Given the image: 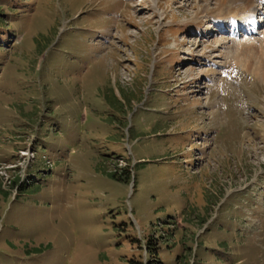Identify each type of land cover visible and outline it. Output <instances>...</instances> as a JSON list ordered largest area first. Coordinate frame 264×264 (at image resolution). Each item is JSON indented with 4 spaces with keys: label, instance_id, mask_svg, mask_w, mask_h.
<instances>
[{
    "label": "rangeland",
    "instance_id": "rangeland-1",
    "mask_svg": "<svg viewBox=\"0 0 264 264\" xmlns=\"http://www.w3.org/2000/svg\"><path fill=\"white\" fill-rule=\"evenodd\" d=\"M8 2L0 264H144L150 239L161 257L183 241L197 264H264V24L206 31L248 6Z\"/></svg>",
    "mask_w": 264,
    "mask_h": 264
},
{
    "label": "trees",
    "instance_id": "trees-1",
    "mask_svg": "<svg viewBox=\"0 0 264 264\" xmlns=\"http://www.w3.org/2000/svg\"><path fill=\"white\" fill-rule=\"evenodd\" d=\"M8 1L10 0H0V36H3V37H5V35L9 37V33H8L9 21H8V18H5L2 15V11L4 9L1 3H9ZM13 6L14 4H12V7L7 10L9 12H16V11L20 12L21 11ZM1 42L2 41H0V50L4 51L5 47L7 46L2 45ZM109 175L110 177L116 179L117 181H122V182L126 181L124 177L125 170H123V173L121 174H118L116 171H112V172H109ZM172 233L173 231L170 232L169 230L166 229L164 233L161 234V236L159 237L162 243L164 244L165 249L170 248L174 245L173 243L175 241L172 238L173 236ZM179 244H181L180 252H177L176 254H170L168 257H161L159 256V251L156 246L157 245L156 240L150 239L146 244L148 248L147 254L149 255V258L144 264H197L196 259L193 263L191 262L190 257H191L192 249L188 248L183 241H181Z\"/></svg>",
    "mask_w": 264,
    "mask_h": 264
},
{
    "label": "bare ground",
    "instance_id": "bare-ground-1",
    "mask_svg": "<svg viewBox=\"0 0 264 264\" xmlns=\"http://www.w3.org/2000/svg\"><path fill=\"white\" fill-rule=\"evenodd\" d=\"M238 1H242V3H243V8H245L246 6H248V9H247V12H248V15H250V17H249V22H247V21H243L241 18H239L238 17V19H237V17H236V19H235V21H234V23H232V25H239V22L240 23H244V24H246V25H251L250 24V22L253 24H255V17H254V15H257L258 14V12L260 11L259 9H257L256 7H255V5H254V3L255 2H258V3H261L262 5H264V0H218V3H217V8H223V7H225V5H233V4H237V2ZM264 7V6H263ZM237 9H238V7H236ZM233 9H235V8H233ZM233 9H231V10H233ZM224 15V14H223ZM236 15V14H235ZM238 15V14H237ZM243 15H246V14H243ZM258 16V15H257ZM229 18V17H228ZM227 18V19H228ZM229 20V19H228ZM217 21V20H216ZM219 24H221V25H219L218 27H222L223 26V24L224 23H220L219 22ZM215 26H217V25H215ZM238 29H239V27H238ZM237 29V30H238ZM251 31H250V33H252V30L253 29H251V28H249ZM259 29V28H258ZM257 29V30H258ZM213 30H215L214 28H213ZM220 32H222V31H220ZM246 38H244L243 40H245ZM251 39V38H250ZM246 40H248V38L246 39ZM260 40V39H259ZM240 41H242V40H240ZM251 41V40H250ZM243 42V41H242ZM249 42V41H248ZM255 42V41H254ZM241 43V42H240ZM242 44V43H241ZM235 45H237V41H236V43H235ZM238 46H241V45H238ZM253 49V48H252ZM255 51H256V53H257V56H258V59L260 60V65H264V37H262L261 38V40L260 41H258V44L256 45V47H255ZM255 53V52H254ZM256 55V54H255ZM255 55H254V57H255ZM256 56V57H257ZM253 58V57H252ZM258 60V61H259ZM259 63V62H258ZM257 64V63H256ZM260 67V66H259ZM261 71V70H260ZM263 74H262V76L264 75V69H263V71H261Z\"/></svg>",
    "mask_w": 264,
    "mask_h": 264
}]
</instances>
